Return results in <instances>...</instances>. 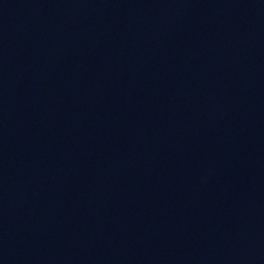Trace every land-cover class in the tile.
Instances as JSON below:
<instances>
[{"label": "water", "instance_id": "water-1", "mask_svg": "<svg viewBox=\"0 0 264 264\" xmlns=\"http://www.w3.org/2000/svg\"><path fill=\"white\" fill-rule=\"evenodd\" d=\"M0 264H264V0H0Z\"/></svg>", "mask_w": 264, "mask_h": 264}]
</instances>
